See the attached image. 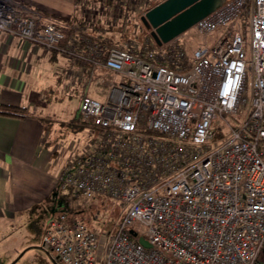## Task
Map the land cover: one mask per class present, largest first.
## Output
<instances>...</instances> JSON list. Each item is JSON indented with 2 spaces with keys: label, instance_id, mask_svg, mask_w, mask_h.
I'll return each mask as SVG.
<instances>
[{
  "label": "built area",
  "instance_id": "built-area-1",
  "mask_svg": "<svg viewBox=\"0 0 264 264\" xmlns=\"http://www.w3.org/2000/svg\"><path fill=\"white\" fill-rule=\"evenodd\" d=\"M243 14L246 31L237 26ZM192 28L205 38L224 33L196 47L191 63L181 64L184 49L150 40L146 53L113 44L105 58H90L79 115L96 132L87 149L69 154L58 189L122 209L111 239L64 210L50 216L43 244L60 264H257L264 250V0H225ZM0 30L48 48L65 37L55 21L15 0H0ZM97 69L118 76L106 100L91 93ZM249 73L252 98L241 113Z\"/></svg>",
  "mask_w": 264,
  "mask_h": 264
},
{
  "label": "crops",
  "instance_id": "crops-1",
  "mask_svg": "<svg viewBox=\"0 0 264 264\" xmlns=\"http://www.w3.org/2000/svg\"><path fill=\"white\" fill-rule=\"evenodd\" d=\"M15 1L53 17L69 35L57 48H48L0 30V104L23 106L28 113L26 117L0 114V229L10 236L12 228L30 223L42 222L46 227L49 217L60 212L58 177L69 154L58 148L59 124L48 127L45 114L60 110L57 88L62 94L82 88L93 66L90 58L103 59L115 44L104 41L92 28L87 31L88 24L75 11L79 0ZM146 39L136 45L140 48ZM100 71L97 85L102 83ZM92 92L106 97L101 89ZM39 108L41 112L36 111ZM79 212L72 216L81 219Z\"/></svg>",
  "mask_w": 264,
  "mask_h": 264
},
{
  "label": "rangeland",
  "instance_id": "rangeland-1",
  "mask_svg": "<svg viewBox=\"0 0 264 264\" xmlns=\"http://www.w3.org/2000/svg\"><path fill=\"white\" fill-rule=\"evenodd\" d=\"M148 4L147 0H79L75 11H77V16L78 14L82 15L84 23L88 24L89 28L87 31L90 32L91 28L94 29L95 34L102 36L104 41L110 40L119 46L128 43L134 46L135 44H140L143 38L146 39L147 37L154 47L160 48L161 46L155 45L153 39L149 37L150 28L142 22L141 17L146 12L145 9ZM40 13L42 14V12ZM44 17L54 21V18L49 15ZM237 22V26L240 24L242 30L246 31L249 17L247 14H243ZM235 27L236 25H231L228 29L231 30ZM223 33L224 31L221 30L217 33L209 34L205 38L195 33L193 28H190L172 40L171 43L177 48L184 49L188 62L191 63L192 52L196 47L204 41L210 44L213 43L216 36L223 35ZM97 70V72L100 71L99 69ZM100 74L102 83L99 85L95 81L91 83L92 95H94L92 90L95 88L106 92L111 83L118 82V76L112 73L108 74L105 69H101ZM56 91L60 92L61 100L59 101H61V104L57 101L60 110L59 112L54 110L56 113L45 114L48 117V127H57L59 124L62 130V134L58 139L60 151H66L68 154L73 152L80 153L89 147L96 132L95 127L90 124H84L80 120L79 98L82 89H67L64 94H62L60 88H57ZM244 97L247 102L244 105L241 104V113L248 109L252 98L250 73L247 77ZM99 98L106 100L102 96ZM36 111L41 112V108ZM238 117H241V114ZM229 118H232V116H229ZM61 193L63 205L60 209L71 215V221L77 218L72 216V214H76V211L79 210V215H82V218L77 219H80V221L94 230L101 231L106 236V239L112 238L115 224L118 223L120 218L122 209L120 205L113 212L111 201H105L102 198H85L82 195L74 194L68 189L61 191ZM45 228L42 222L40 224L38 222L36 224L30 223L21 228H12V236L2 233V229H0V264H60L56 260L53 251L43 244Z\"/></svg>",
  "mask_w": 264,
  "mask_h": 264
},
{
  "label": "water",
  "instance_id": "water-1",
  "mask_svg": "<svg viewBox=\"0 0 264 264\" xmlns=\"http://www.w3.org/2000/svg\"><path fill=\"white\" fill-rule=\"evenodd\" d=\"M225 0H163L142 15L150 34L158 45L171 42L213 12ZM134 236L137 232L131 229ZM139 240L150 246L144 237Z\"/></svg>",
  "mask_w": 264,
  "mask_h": 264
},
{
  "label": "trees",
  "instance_id": "trees-1",
  "mask_svg": "<svg viewBox=\"0 0 264 264\" xmlns=\"http://www.w3.org/2000/svg\"><path fill=\"white\" fill-rule=\"evenodd\" d=\"M161 1H163V0H147V3H149L148 4V6H147V8L145 9V11H147L148 9H150L151 7H153L154 5H156V4H158L159 2H161ZM42 15H43V13H42ZM44 16H46V14H44ZM143 22V21H142ZM143 24H144V22H143ZM63 31H64V33H65V37L66 36H68L69 35V30L68 29H66V28H63ZM149 35V37L150 38H152V36H151V34H148ZM64 37V38H65ZM153 39V38H152ZM153 42L155 43V45H157L158 47L159 46H164V44L163 45H158L155 41H154V39H153ZM168 44V43H167ZM166 45V44H165ZM144 48H142L141 47V50L140 51H142V53H146L148 50H149V48H145V46H143ZM135 48V47H134ZM132 49L133 51H136L135 49ZM106 56H103V58H105ZM186 62H188V60L187 61H182V63L181 64H186ZM180 63V62H179ZM169 65H171V66H176L177 64H169ZM177 68H179V69H181V70H185L186 68H185V66H179V67H177ZM0 114H3V115H8V116H15V117H26V116H28V113L26 112V108L25 107H23V106H18V105H14V104H10V103H1L0 104ZM68 214V213H67ZM69 215V214H68ZM69 216H71V215H69Z\"/></svg>",
  "mask_w": 264,
  "mask_h": 264
},
{
  "label": "flooded vegetation",
  "instance_id": "flooded-vegetation-1",
  "mask_svg": "<svg viewBox=\"0 0 264 264\" xmlns=\"http://www.w3.org/2000/svg\"><path fill=\"white\" fill-rule=\"evenodd\" d=\"M257 264H264V250L260 255V258L258 259Z\"/></svg>",
  "mask_w": 264,
  "mask_h": 264
}]
</instances>
